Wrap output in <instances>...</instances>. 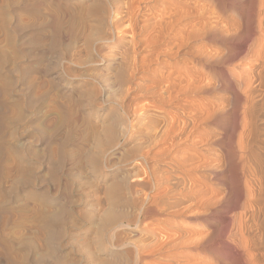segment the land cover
Instances as JSON below:
<instances>
[{
    "label": "rangeland",
    "instance_id": "1",
    "mask_svg": "<svg viewBox=\"0 0 264 264\" xmlns=\"http://www.w3.org/2000/svg\"><path fill=\"white\" fill-rule=\"evenodd\" d=\"M132 1L134 0H0V264H135L134 256L137 250L143 262L140 261L139 264H179L180 259L186 258L187 255L194 257L193 260L197 263L202 260L197 255L198 250L170 249L168 243L179 235L175 233L177 227L207 234L215 231L221 219H224L225 215L220 213L203 220L190 217L191 211L189 215L187 212V216L179 218L170 216L168 209L162 211L163 207L160 208L158 204L161 199L155 201L154 197L163 192V189H157L149 177L150 180H147L144 164L140 163L141 160L133 159L134 154L139 156L151 147L149 132L144 130L148 127L146 124L149 120L162 127L163 113L166 117L176 114L175 106H162L157 103L156 97L157 94L167 96L163 91L167 88L170 74L172 78L201 74L216 83L219 72L227 74L225 79L232 81L246 73L247 68L253 64L246 54L249 55V51L254 47L253 39L246 38L248 29L257 31L258 12H255L257 16L246 29L248 12L247 8L242 7V3L248 0H136L135 5ZM131 5L138 7L136 10L139 12L136 13L140 15L141 20L136 31L141 29L148 18L158 15L165 8L178 11L180 9L179 12L184 11L182 16L185 17H182L181 24L177 25L179 28L175 27L176 32L173 30L158 44L142 43L137 48L141 50L136 51L139 55H134L135 52L131 53L134 49L130 44L129 28V19L132 18V15L129 16ZM201 7H205L202 8L204 10H201ZM259 7L260 5L256 7V11L260 12ZM209 16L214 21L217 18L215 24L218 27L224 28L226 25L230 32L232 30L238 33V30L242 29L238 35L236 32H229L233 35L228 36L227 40L220 38L218 41L209 37L210 35L206 38L202 34L191 35L192 38L189 36L190 39H185V42L181 39L188 37V31L193 29L194 24L208 21ZM220 19L223 22H219ZM231 23L235 27L230 26ZM149 29L143 32L141 39L146 40L149 37L152 32ZM174 32L176 36L173 35ZM174 43H183L184 48L181 46L180 50ZM146 45L149 46L146 48ZM169 48H175L173 50L179 51V55L173 58L172 54L163 56ZM202 48L206 49L205 51L213 49L216 56L229 55L231 59L228 63H222L221 59L214 57V64L206 66L207 62L191 54L195 49L199 51ZM159 51L161 55L158 56ZM133 55L138 58L148 56L153 62L157 57L159 60L155 61L157 64L151 62L152 70L140 69L135 72L138 78H132ZM130 73L133 75L130 76ZM143 75L145 77H142ZM139 83H142L143 87ZM154 84H157L156 87ZM145 85H148V89ZM153 91L156 94H152ZM149 93L150 95H147ZM227 96L229 94L226 92L219 91L209 95H194L185 91L176 99L174 105L180 103L194 106L201 100L216 101L220 104ZM121 98L124 101H119ZM118 102L123 103L122 106ZM110 123L116 124L115 140H108L106 137L105 131H109L106 124ZM95 124L99 126L95 127ZM126 125H129L131 133L120 130ZM204 127L211 128L212 125L204 124ZM217 131L215 128L214 136H217ZM117 143H120L118 149L113 150V145ZM139 146H143V150ZM199 146L193 148L187 145L184 148H191L206 156V145L204 147L202 143ZM103 155L104 157H101ZM127 156L134 157L130 160ZM166 160L169 161V158ZM117 162L119 164H116ZM111 165L115 169L111 168ZM202 173H193L192 176ZM135 178L144 179L138 181ZM133 180L137 181L138 186L146 180L153 185L146 183L149 186L148 191L147 186L136 187V182L132 183ZM41 183L43 184L40 185ZM161 197L165 198L163 194ZM139 198H144L146 203ZM135 200L140 203H135ZM152 200L154 203L151 204ZM137 203L142 204L141 208ZM189 204L185 205L190 206ZM102 206L106 209H102L105 208ZM110 209L120 216L117 215V221L114 219V222L107 223L109 221H105L103 212H111ZM224 209H228L226 202L218 204L216 211L223 212ZM39 211L54 212L59 219L51 221L48 229H44ZM239 212L240 210H234V213H228V216L238 215ZM120 213L124 217H121ZM148 213L150 215H147ZM117 223H121L125 228L119 229L120 232L112 237L111 228L118 225ZM124 243H130L131 246L127 250H116L113 247ZM128 251L133 252L130 254Z\"/></svg>",
    "mask_w": 264,
    "mask_h": 264
},
{
    "label": "bare ground",
    "instance_id": "2",
    "mask_svg": "<svg viewBox=\"0 0 264 264\" xmlns=\"http://www.w3.org/2000/svg\"><path fill=\"white\" fill-rule=\"evenodd\" d=\"M134 1H136V0H134ZM134 1H132L133 5H135L138 0L136 2H134ZM241 1H243V0H241ZM237 4H239V3H237ZM259 5H260V7H259L260 12H259V10L256 11L257 10L256 7ZM242 7H245V9L247 8L246 12H248L247 22L246 23L244 22L246 29L249 28L250 22L252 24L254 19H255V16L258 15L257 31H255L256 29L254 31L248 29V37L246 38V39H251V40L253 39L254 47L250 51H249V49H251V48L248 49L249 55L246 54V52H245V54L247 55L246 57L249 56L250 62H252L253 64H251L250 67L247 68L246 73L242 77H239L238 79H236L234 81L230 80L229 78L225 79L227 74L225 75L224 72L217 73L218 81L216 83L212 82L210 79L208 80V78H206V75L204 76V75H201L199 73H198L199 75L195 74L196 76L185 75V77H183L184 75L180 74L182 77H178V78H175L176 76L175 77L173 76L174 78H172V76H170L171 75L170 74L168 77L169 83L166 84L167 88H165V91H163V92H165V94H167V96H165L163 94H157L156 97L158 100L157 103H159L162 106H172V105L175 106L174 109L176 111L175 112L176 114L174 116H170V114H169L166 117V116H164L165 113H163L164 115L162 116V123H163L162 127L160 126V124H157L155 121H152L151 119H150L151 121L149 120V123L146 124L143 122V120H144L143 119L142 122L148 126L144 130L149 132L148 137L150 140H152V144H151L152 148L150 147L146 153H143V151H139L140 149H138L139 152L143 153V154H140L139 156H136L133 153L135 156V158L133 160H141L140 163L144 164L143 167H145L146 172H147V180L151 179L153 181V183L155 184L154 186L157 187V189H159V190L163 189V192L161 191V193H159L157 195L155 194L156 192H154V194L156 196L155 197H154V195L152 196V197H154L155 201H157L159 198L161 199L158 204H159L160 208L163 207L162 211H165L166 209H168V210H170V213H169L170 216L178 217V218L184 217L185 215L187 216V212L189 215V212L191 211V214L189 215L190 217H195V218L203 219V220L206 217H210V215H215L216 213H220V215L222 214V216L225 215L224 219H221L222 221L219 222V227H217V228L215 227L216 228V229H214L215 231L208 232L207 234L204 233L203 231L202 232H196L193 230H189L190 228L186 229V230H182L183 228L181 229L180 227H177V231H175V233H178L179 235L178 236L175 235L177 237L172 235V237H175V238L170 240L169 243L167 242L168 245H170V249L171 250H175V249L193 250V251L198 250L197 255L200 256V258L202 259L201 261L196 263L195 260H193L194 257L191 256V258H190L186 254L187 257L180 259L179 264H264V0H248L246 3L245 2L242 3ZM242 7H240V8H242ZM137 8L138 7H136V8L132 7V5L130 6V9L128 8L130 11L129 16L132 15V18L129 19L130 20L129 28H130V36H131L130 44L132 45V47L134 49V51H132L131 53L135 52L136 54L133 53L134 55H139V53L137 54L136 51L140 49V48L139 49H137V48L139 46H141L142 43L145 42V43H149V44H158L162 40V38L166 39L168 34L172 33L173 30H175V32H176L175 27L177 28V25H179L180 21H182L181 19H183L185 17V16L184 17L182 16L184 11L183 12L181 11L182 13L179 12L180 9L178 11V10H172V9L168 10L165 8V10L160 11V13L158 15L156 14V16L148 18V20H146V22H144L145 24H143L141 26V29L136 31V28H138L137 26L139 25L138 23L141 21L140 15L136 13V12H139L136 10ZM197 8H199V7H197ZM202 8H205V7L200 8L201 10H204ZM176 9H177V7H176ZM185 11H186V9H185ZM198 11H199V9H198ZM205 11H207V10H205ZM209 11L210 10H208V12ZM201 12H203V11H201ZM255 12H258V14L255 15ZM198 13L200 14V12H198ZM210 13H211V11H210ZM243 13H245V12H243ZM184 14L186 15V12ZM188 14H189V12H188ZM214 14H216V13H214ZM214 14L212 16H214ZM205 15H207V14H205ZM261 15H262V17H261ZM203 17H206V16H203ZM220 17H222V16H220ZM207 19H208V21H204L202 23L199 21V23L194 24V26L190 23L193 26V29L191 31H188V32L191 34H189L187 32L188 37H186V36L181 37V39L184 41L185 39H188L189 36H190V38H192L193 35L196 36L195 34H198V35L202 34V36H204L206 38H207V36L210 35L209 37L213 38L214 40H218L220 38H221V40H223L222 38L226 39L228 36L231 35V34H229L230 31L226 27V25H225L226 28L225 27L220 28L215 24V21L217 18H215V21H214V19H212L211 16L207 17ZM207 19H205V20H207ZM221 20L222 19H220L219 22H221ZM222 22H223V20H222ZM241 23H242V21H241ZM240 24H238V26ZM227 25H229V23H227ZM243 25H241V26H243ZM230 26L235 27L234 25H232V23L230 24ZM147 28H150L152 30V32L149 34V37L147 36V34H148L147 33L146 36L148 38H146V40H143V38L141 39L140 37ZM188 28H189V26H188ZM233 29L237 30L236 28H233ZM184 30H187V29H184ZM240 30H238V33H240L239 32ZM175 32L173 33V35L175 34V36H176ZM179 32H181L180 29H179ZM179 32H178V34H179ZM232 32L233 31L231 30L230 33H232ZM234 32L237 33V31H234ZM234 32H233V34H234ZM238 33H237V35H238ZM241 34H242V32H241ZM173 35H171V36H173ZM183 35H185V34H183ZM198 35H197V37H199ZM232 35H231V37H232ZM180 36H182V35H180ZM169 38H171V37H169ZM196 38H194V39H196ZM179 39H177L178 42H179ZM194 39H192V40H194ZM171 40H169V41H171ZM232 41H233V39H232ZM162 42H164V40ZM174 42H175V40H174ZM170 43H172V42H170ZM175 43H174V45L177 46L178 49L183 47L182 46L183 43H181V44H175ZM244 44H245V42H244ZM148 46L149 45H146L145 47L147 48ZM153 47H154V45H153ZM154 49H155V47H154ZM173 49H175V48H169L168 52L167 53L165 52L166 54L165 55L162 54V55L168 56V55L172 54L173 55V56H171L172 58L174 56L179 55V51L176 52V50H173ZM199 49H197V50H199ZM202 50H203V48H202ZM202 50L196 51V49H195V51L194 52L192 51L193 53H191V54H193V57L198 56V57H200V59H202L203 62H207L208 64H206V66H208L209 64L214 62V57L219 58V60L221 59L222 63H228L229 59H231L229 55H222L221 57L216 56L217 54L215 55L213 53V51H214L213 49H212L213 51L212 50L208 51V49H207V51H205L206 49L203 51ZM153 52H155V51H153ZM160 52L161 51H159L158 56L161 55ZM215 52H216V50H215ZM142 53H143V51H142ZM231 53H230V55H231ZM140 54H141V52H140ZM188 54H190V52ZM150 55H153V54H150ZM171 57H170V59H171ZM175 58H177V57H175ZM232 58H234V57H232ZM149 59L150 58H148V56H145V55L142 58H138V57L134 56L133 65H132L134 67V71H132L133 68L131 70V72H134L133 73L134 75L132 74L133 75L132 76L130 73V76H132V78L136 77L135 72H137L140 69L141 70L144 69L147 71L152 70L151 69L152 63H154L155 61H158L159 57H157V59L154 58L155 59L154 62L152 61L153 60L152 58H151L152 60H149ZM126 60H127V58H126ZM216 61H217V59H216ZM16 65H17V63H16ZM178 73H176V74H178ZM139 75H142V74H139ZM161 76H159V77L161 78ZM54 77H56V76H54ZM142 77H145V76L143 75ZM136 78H138V77H136ZM162 79H163V77H162ZM221 79H222V81H221ZM130 80H132V79H130ZM140 81H143V80H140ZM145 81L147 82V80H145ZM145 81L143 84L146 83ZM229 81H232V82H229ZM137 83H138V81H137ZM164 83H165V81H164ZM141 84H140V86L143 85V84L142 85ZM151 84H150V86H151ZM130 85H132V84H130ZM133 85H134V83H133ZM154 85H152V86H154ZM156 85H155V87H156ZM126 86H128V85H126ZM147 86L148 85H145V87H147ZM150 86H149V88H150ZM136 87H134V88H136ZM158 87H159V84H158ZM160 87H161V85H160ZM134 88H132V89L134 90ZM147 89H148V87H147ZM125 90H127V89H125ZM152 90H153V87H152ZM158 90H160V89H158ZM155 91H157V90L155 89ZM185 91L188 93H192V94L194 93V95L195 94L209 95L215 91L217 93L219 91L220 93L226 92L227 94H229V96L224 98L221 103L218 101L220 104H217L216 101H215L216 102L215 103V102H211L208 100H201L198 105H194V106H191V105L189 106V104L188 105L187 104L181 105L180 103H179L180 105L178 103H177L178 105H174L175 104L174 102L176 101V99L178 97L180 98L181 94L183 95V93H185ZM146 93H144V94H146ZM153 93L156 94L154 91L152 92V94ZM128 94H129V92H128ZM129 95H131V93ZM147 95H150V93ZM144 96H146V95H144ZM212 96H213V94H212ZM125 98H123V99H125ZM154 98H153V100H154ZM107 99H108L107 101L109 102V98H107ZM119 101H124V100H122V98H121ZM128 103H129V101H128ZM119 104H121V103H119ZM122 104H121V106H122ZM125 106H126V104H125ZM129 106H130V104H129ZM135 106H137V105L135 104ZM130 108L132 109V107H130ZM151 108H152V106H151ZM168 108H170V107H168ZM126 109L129 110V108H127V107H126ZM71 114H73V113H71ZM75 114H77V113H75ZM124 115H125V113H124ZM76 116H78V115H76ZM76 116H74V117H76ZM152 116H154V115H152ZM128 117L129 116H127V118ZM137 117H138V115H137ZM168 117H170V119ZM133 118L134 117L132 116V119ZM155 120H157V119H155ZM159 120H160V118H159ZM139 122L141 123V121H139ZM204 124L212 125V127L211 128H205ZM96 125L97 124H95V127L99 126V125H97V126ZM106 125H108L107 128H109V131H105L107 139L109 138L111 140H115L116 139V137H115L116 131L115 130L117 129L116 124L110 123V124H106ZM137 125H139V124H137ZM142 126H141V128H142ZM215 128L218 130L217 136L216 135L214 136V129ZM219 128H221L222 130L220 131ZM103 130L104 129H102V131ZM120 130L122 132L131 133L129 125L122 127ZM102 131H101V133H102ZM94 135H96V134H94ZM102 136H103V134H102ZM119 139H117V141ZM105 140H104V142H105ZM127 140H128V138H127ZM140 141L142 142L143 139L142 140L140 139ZM96 142L98 143V141H96ZM113 143H114V141H113ZM202 143L204 144V147H205V145L207 147V149L205 150V153H204V154H206V156L199 154L197 151L192 150L191 148L190 149L184 148V146H187V145L190 147H193V148H195L197 146L200 147L199 145ZM119 144L120 143H117L115 145L112 144L113 150L118 149ZM145 144H147V143H145ZM139 145H140V143H139ZM143 145H144V143H143ZM110 147H111V144H110L109 148ZM139 147H141V146H139ZM135 148H136V145H135ZM143 148H142V150H143ZM138 151H136V152H138ZM217 151H219V153ZM108 154H110V153H108ZM101 157H104V155ZM128 157L129 156H127V159H128ZM133 157H129L130 160ZM167 158H169V161L166 160ZM127 159H125L124 161L126 162ZM107 160H109V159H107ZM101 161H102V159H101ZM121 161H123V160H121ZM132 162H134V161H132ZM112 164H114V163H112ZM116 164H119V163L117 162ZM108 166H109V164H108ZM111 168H113V166ZM113 169H115V168H113ZM143 171H142V173H143ZM197 172H203V173L200 174L199 176H192L193 173L196 174ZM144 175L146 176V174H144ZM148 177L150 179H148ZM136 179L137 178H135V180ZM143 179L138 178L137 180L143 181ZM145 179H146V177H145ZM135 180H133V182H132L133 184H135L134 183ZM147 180L145 182L139 183V186H141V187L143 186V188L145 186H147L146 183H149ZM215 181L217 183H215ZM135 182L137 185V181H135ZM42 184L43 183H41L40 185H42ZM150 185H153V184H150ZM133 186L134 185H132V187ZM139 186L137 185L136 187H139ZM148 187L149 186H147L146 189L149 191ZM128 188H129V186H128ZM135 189H134V191H136L139 188H137L136 190ZM153 189H154V187H153ZM138 194H140V192ZM162 194L164 195L165 198L161 197ZM134 195H135V193H134ZM143 196H145V195H143ZM134 197H136V196H134ZM139 199L141 200L142 198H139ZM137 200H135V203ZM140 200H138V201H140ZM142 200L144 201V198ZM223 202H226L228 209L226 211L224 209L223 212H221V211L217 212L216 208H217L218 204H220V203L222 204ZM103 203H105V201ZM138 203H140V202H138ZM138 203H137V205H138ZM150 203L151 204L154 203L153 200H152V202L150 201ZM183 203H184V206H182ZM186 203H190L189 204L190 206H186L185 205ZM133 204H134V200H133ZM156 204H157V202H156ZM102 205H104V204H102ZM140 205H142V204L138 205L141 208ZM157 206L158 205H156V207ZM102 207H105V206H102ZM41 209H43V208H41ZM46 209H47V211H49L48 208H46ZM49 209H50V207H49ZM102 209H106V207L102 208ZM110 210H111V212L109 210H107L106 212H103L105 210L102 211L103 213H105V215L102 214L105 217V221H109L107 223H111L112 221L114 222V219H116V221H117V215H119L118 213H117V215L115 214L116 211H114L112 209H110ZM157 210H156V212H157ZM195 210H197V211H195ZM234 210H240L239 214L238 215L236 214L237 216L233 215ZM42 211L45 212L46 210L43 209ZM42 211H39L40 212L39 218L41 219V222H43V224H44L43 225L44 229H46V228L48 229L49 223L51 221L57 220L58 217L56 216V214L54 212L50 211V212L44 213ZM100 211H101V209H100ZM112 211H114V213ZM162 211L160 210V214ZM231 212H233L232 213L233 216H228V213H231ZM100 214H101V212H100ZM143 215H145V213ZM147 215H150V214L148 213ZM122 216L123 215L121 214V217ZM118 220H120V219L118 218ZM121 223L120 224L117 223L118 225H115V226L113 225L114 227L112 226L113 227V228H111L112 230L110 229L111 233H112V237L114 236L115 233L120 232V231H118L119 229L125 228ZM211 223H212V221H211ZM214 225H216V223ZM172 237H169V238H172ZM167 239L168 238L166 237V240ZM166 240H165V242H166ZM130 246H131L130 243H124L120 246L113 245L114 249H116V250H121V249L127 250V248H129ZM167 246H166V248H167ZM113 247H112V249H113ZM170 249H169V251H171ZM135 250H137V249L135 248ZM128 252L131 254V252H133V251H131V252L128 251ZM145 258H148V257H145ZM140 261H141V254L137 250V252L135 253V256H134V263L139 264ZM169 261H172V260L169 259ZM169 263L171 264V262H169Z\"/></svg>",
    "mask_w": 264,
    "mask_h": 264
}]
</instances>
